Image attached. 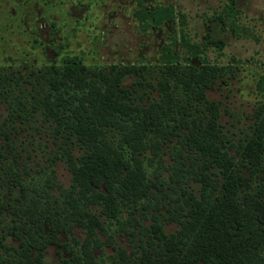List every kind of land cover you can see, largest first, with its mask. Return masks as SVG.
I'll return each mask as SVG.
<instances>
[{
    "label": "trees",
    "instance_id": "1",
    "mask_svg": "<svg viewBox=\"0 0 264 264\" xmlns=\"http://www.w3.org/2000/svg\"><path fill=\"white\" fill-rule=\"evenodd\" d=\"M137 14L154 25L175 17L172 8ZM179 41L189 52L182 62L164 47L156 64L88 66L71 57L29 69L30 96L13 97L19 83L3 75L8 119L29 121L39 112L51 123L63 143L51 163L63 161L70 182L63 186L50 170L43 185H32L0 122V163L12 155L0 164V264H47L50 245L66 256L49 264H264V103L254 111L253 134L228 143L219 105L207 96L226 67L202 61L201 48L184 35ZM129 76L132 87L123 84ZM263 86L262 79L258 90ZM149 208L158 216L146 228L140 217ZM167 222L176 229L166 232ZM114 223L118 235L145 238L128 252L109 233ZM75 229L83 230L82 241ZM108 246L113 253L105 256Z\"/></svg>",
    "mask_w": 264,
    "mask_h": 264
},
{
    "label": "rangeland",
    "instance_id": "2",
    "mask_svg": "<svg viewBox=\"0 0 264 264\" xmlns=\"http://www.w3.org/2000/svg\"><path fill=\"white\" fill-rule=\"evenodd\" d=\"M159 8H172L175 17L161 25L137 17V12ZM180 34L201 48L202 61L226 67L225 78L207 90L208 98L219 105L218 123L224 139L235 143L252 135L254 111L264 103V86L258 90L259 82L264 81V0H0V82L3 80V86H7L3 79L6 74L19 83L18 88H10L13 97L21 93L30 96L25 83L29 69L62 64L71 57L88 66L156 64L166 47L182 62L189 52L181 46ZM209 40L223 42L222 48ZM190 59L199 63L196 58ZM133 80L126 77L123 84L132 87ZM8 111V104L0 102V122L5 121L4 127L15 138L12 147L16 152L12 155L18 157L17 166L25 168L26 177L36 187L43 185L50 170H54L57 182L67 187L70 174L64 162L51 163L63 145L60 139H54L51 123L39 112L29 121L20 117L10 121ZM12 155L0 164L5 167L12 162ZM163 159L165 164H171L168 150L163 149ZM243 162L237 155V169L248 178L250 170ZM163 174L167 175V171ZM149 210L140 217L146 228H150L152 217L158 216L156 210ZM108 228L115 242L128 252L135 242L145 238L142 234L133 238L118 235L115 223ZM175 229V223L164 224L166 232ZM74 235L78 241L84 238L82 229H75ZM59 241L65 238L60 236ZM103 252L106 256L113 250L108 246ZM96 254L101 253L96 250ZM65 256L58 245H50L45 252L47 264Z\"/></svg>",
    "mask_w": 264,
    "mask_h": 264
}]
</instances>
